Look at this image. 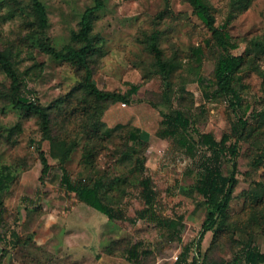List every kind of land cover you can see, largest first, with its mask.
<instances>
[{
	"label": "rangeland",
	"instance_id": "rangeland-1",
	"mask_svg": "<svg viewBox=\"0 0 264 264\" xmlns=\"http://www.w3.org/2000/svg\"><path fill=\"white\" fill-rule=\"evenodd\" d=\"M39 1L43 26L33 0H0V56L17 77L0 66V264H203L230 262L243 246L264 253V0H204L236 43L226 51L188 0H100L87 60L107 98L83 86L78 63L46 52L83 44L75 35L96 0ZM152 33L165 71L149 49ZM221 54L244 56L225 95L213 74ZM131 85L137 90L128 95ZM17 97L41 106L48 120ZM177 110L193 140L195 131L218 140L228 133L226 144H236V155L219 158L235 182L209 229L202 223L210 206L195 185L210 150L156 135ZM137 131L150 135L133 138ZM63 169L75 183L100 181L115 218L68 191ZM143 177L155 192L148 212ZM166 220L179 221L178 231Z\"/></svg>",
	"mask_w": 264,
	"mask_h": 264
},
{
	"label": "trees",
	"instance_id": "trees-1",
	"mask_svg": "<svg viewBox=\"0 0 264 264\" xmlns=\"http://www.w3.org/2000/svg\"><path fill=\"white\" fill-rule=\"evenodd\" d=\"M193 8L196 16L206 25L212 34V38L216 46L226 51L236 47V43L232 41L231 35L226 29V25H214L213 15L210 13L204 0H188ZM34 8L36 10L40 25L46 24V12L45 8L39 0H33ZM102 3L100 0H96L94 5L87 7L80 19V28L75 35L78 39L83 41V44L78 48H67L64 51H57L50 47L46 48V52L51 54L56 59H62L66 61H73L78 63L83 68V86L97 98H107L112 94L104 93L98 90L92 81V71L89 67L87 56L91 51V43L88 38L90 30V16L91 14L100 9ZM149 49L153 53L156 64L160 70L165 71L167 69L166 63L162 60V52L157 45V34L152 33L149 41ZM244 61L243 55H228L221 54L214 66L213 74L216 83V92L220 95H225L233 92L232 82L234 74L239 69ZM0 66L2 70L11 78L13 82L17 77L14 73L9 61L5 57L0 56ZM137 86L131 85L127 91L128 95L136 92ZM127 95H123L121 99L126 98ZM117 97L116 99H118ZM17 104L22 106L28 111H31L40 116L44 122L48 120V115L45 110L36 103L24 98L17 97ZM190 124L188 117H186L182 111H175L174 115L164 124V129L159 130L161 137H178V140L182 145L191 150L193 144L200 143L210 150V155L205 159L202 165V171L200 178L198 179L195 188L199 194L203 196L210 209L206 213V217L202 223L203 229H209L211 221L214 218L216 212L223 210L222 201L226 200L230 192L231 186L234 184L235 179L233 176L224 175L220 171L219 158L221 155L227 153L229 156L237 154V148L235 143L226 144L229 140V134L223 133L219 140H216L214 136L209 132L195 131L197 139L193 140L188 131H184ZM181 130V131H179ZM237 132V131H234ZM133 138H136L133 135ZM45 166L42 171L44 172ZM61 181L68 191L75 193L79 200L83 201L96 211L102 213L110 219L115 218L116 214L114 209L105 204L99 195L100 181H94L91 184L75 183L70 179V176L65 169L62 170ZM142 185V195L146 203V208L141 212H148L152 205L155 192L151 188V179L149 177H143L140 180ZM6 186V180L4 176L0 175V191ZM164 224L167 228L173 231H178L177 226L179 221L166 220ZM2 236L0 234V241ZM239 260H242L245 264H264V253L250 246H243L240 252L230 262L224 261H211L204 262L203 264H237ZM175 264H180L176 261Z\"/></svg>",
	"mask_w": 264,
	"mask_h": 264
},
{
	"label": "crops",
	"instance_id": "crops-1",
	"mask_svg": "<svg viewBox=\"0 0 264 264\" xmlns=\"http://www.w3.org/2000/svg\"><path fill=\"white\" fill-rule=\"evenodd\" d=\"M203 132H206V131H203ZM210 133V132H209ZM212 134V133H211ZM133 135L136 137V138H143V137H147L150 135V133H148V131H137V133H133ZM156 135H159V131H156ZM213 135V134H212ZM159 137H161L159 135ZM162 138H165V137H162ZM215 138V137H214ZM216 139V138H215ZM218 140V139H216Z\"/></svg>",
	"mask_w": 264,
	"mask_h": 264
}]
</instances>
